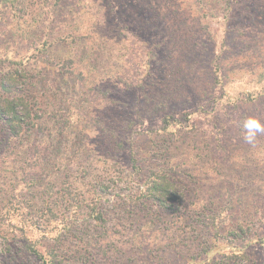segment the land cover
Returning <instances> with one entry per match:
<instances>
[{"label":"rangeland","instance_id":"obj_1","mask_svg":"<svg viewBox=\"0 0 264 264\" xmlns=\"http://www.w3.org/2000/svg\"><path fill=\"white\" fill-rule=\"evenodd\" d=\"M95 1L57 0L54 13L45 11L47 9L42 6V0H16L12 8L0 9V68L23 65L30 70L27 84L19 92L28 100L31 114L30 120L18 129L16 137L9 138L0 131V259L3 258L0 262L43 264L29 254L26 248L28 240L38 245L44 243L51 246L65 259L61 258L63 263L59 264L201 262L211 246L212 232H209V228L207 231L210 215L221 216L223 221L218 236L220 240L230 242L233 237L223 227L240 218L246 210L241 208V204H235L231 209L227 207L229 199L226 186L233 193L230 199L234 203L242 200L243 205L250 208L249 212L252 213V217L248 216L250 226L242 233L249 237L257 232L264 233V194L262 198L252 197L247 178L242 179L237 175V180L233 179L229 153L218 154L219 161L222 159L221 165L206 158L212 168L225 171L226 174L222 176H217L216 169H212L215 172L197 173L189 167H182L172 174V179L183 189L182 208L187 214H195H189V221H192L195 230L188 231L173 215L158 209L153 201L137 197L143 176L153 162L152 159L140 162L137 165L140 170L135 172L129 159L131 142L138 150L140 147H148L144 135L149 127L154 128L160 124V116L136 119L132 131L128 130L125 134L126 147L118 160L105 161L97 152L92 151L94 132L89 121L92 110L109 103L131 110L135 108L137 100L141 98V91L137 87L139 77L143 76V70L149 63L143 41L156 32L151 25L125 21L127 29L123 35L115 33L114 36L100 38L99 44H94L92 48V57L88 58L83 50L85 40L82 38L80 42H75L71 36L79 35L83 25L89 26L81 20L76 23V19H84L89 12L97 14L102 11L99 1ZM250 1L254 0H241V4L238 3L240 9L246 3L249 5ZM239 12L236 10L229 17L233 18ZM216 14L212 32H217L219 36L222 33L219 25L223 20L220 9H217ZM204 40L207 46L208 41L206 38ZM43 43L48 48H54L57 56L77 58L84 70V79L80 81L62 69L51 70L41 64L47 58V54L37 51ZM228 46H234L233 42L228 43ZM162 47L161 50L164 49ZM235 50L224 49L222 57L232 55ZM216 52L210 47L209 55L188 53V60L184 64L189 74L192 77L200 76L204 81H218L219 86L214 89V95L217 96L222 93L220 86L230 93L251 90L252 86L247 79L235 76L229 79L225 76L229 73L225 62L232 57L224 58L216 73V68L211 65L212 55ZM118 70L124 71V74L116 76ZM97 78H106L107 87L110 85L111 90L108 91L106 86H102L101 90L90 89L92 80ZM113 84H117L116 89ZM208 99L198 100L196 96L190 101L176 102L165 112L182 111L183 121L191 124L196 119L199 121V116L208 117L214 113L209 104L204 112L199 110L200 104ZM263 103L261 100L244 105L238 103L236 109L230 104H224L217 116L218 122L214 119L219 129L216 128L210 134L219 135L224 130L219 136L229 150L242 145L240 143L247 144L243 140L242 122L248 116H256L264 121ZM58 113L69 114L70 123L75 121L84 125L90 152L82 155L78 151L82 149L80 142H84L83 135H79L75 138L81 139L79 146L66 148L70 151L68 155L64 156L63 151L66 149L57 145L59 149L55 151L56 154L50 159H43L41 167L36 166V153L44 150V139L51 138L57 142L69 137L64 132L62 138L61 130L57 129L54 115ZM38 123L45 124L48 130L39 131ZM222 124L225 125L222 127ZM188 128H184L186 133ZM212 135L206 138L192 131L187 139L192 142L206 141L209 155L213 156L216 154V141ZM155 141L162 143L157 139ZM199 142L195 148L201 145ZM176 146L174 157L178 158L183 153L182 143L177 142ZM52 160H55V166L44 169ZM48 184L53 185L50 191L47 189ZM252 184L263 188L264 179ZM93 202H96L102 214L99 220L89 215ZM237 239L234 243L241 247L245 240L242 237ZM243 249L246 255L241 257L236 253L238 249L234 248L233 251L226 248L223 254L215 253L209 264H223L224 259L231 264H236V260L237 264H264V246L253 244Z\"/></svg>","mask_w":264,"mask_h":264},{"label":"trees","instance_id":"obj_2","mask_svg":"<svg viewBox=\"0 0 264 264\" xmlns=\"http://www.w3.org/2000/svg\"><path fill=\"white\" fill-rule=\"evenodd\" d=\"M14 1L16 0H0V9L12 8L15 5ZM98 1L102 11L97 14L89 12L85 14L84 19H76V23L81 20L87 22L89 26L83 25L79 35L76 34V37L71 36L75 42H80L82 38L85 40L83 50H85L84 53L88 58L92 57V48L94 44H99L100 38L114 36L115 33L123 35V32L127 29L125 21L130 23L133 20L138 21L143 26L145 24L151 25L154 28L152 30L156 32L143 41L145 55L149 63L143 70V76L139 77L137 87L141 91V98L137 100L135 108L131 110L125 106L119 107L117 104L109 103L92 110L89 118L94 132L91 140L92 151L97 152L105 161L118 160L126 147L125 134L128 130L132 131L136 119L160 116V124L154 128L149 127L144 135L148 140V147H140L138 150L134 148V143L131 142L129 159L135 172L140 170L137 166L140 165V162H149L151 159L153 162L143 176L140 184L141 190L137 194L138 198L143 197L144 200L153 201L158 209L166 214L173 215L175 220L186 227L188 231L195 230L192 221H189L191 218L189 216L195 214L188 212L189 215L182 208L183 189L176 180L172 179V174L177 173L182 167H189L190 170L197 173L215 172L212 169H216L218 171V173L215 172L217 176H222L226 174L225 171L217 167L212 168V165H208L206 160V158L212 159L215 164L221 165L222 159H220L221 161L218 159L220 153L230 154H228V157L231 163V174L234 176L233 179L236 181L237 175L242 179L247 178L248 186H251L252 197L262 198L264 187L260 188V186H255L252 183L264 179V135L259 136L255 146L240 143L242 145H236V152H234L235 149L231 147L229 150L225 141L221 140L222 138L220 139L219 135L224 130L219 135L215 134V136L210 133L217 128L215 120L218 122L217 116L220 115V111L223 109L221 106L224 104H230L231 107L236 109L238 103L244 105L253 103L256 100L264 101V0L250 1V4L246 5V3L242 9L238 4H241V0ZM57 3V0L54 2L42 0V6L47 9L45 11L48 13H54L53 8ZM217 9H220L223 18L219 25L222 32L219 36L217 32H212V23L215 22L214 17L217 15ZM234 10L240 12L235 15L236 18H230L229 15L235 12ZM117 23H122L120 24L122 26ZM228 24L230 25L226 26ZM204 38L208 41L207 46ZM59 39L61 38L59 37ZM231 42L234 45L232 47L228 46V43L231 44ZM161 47L164 49L161 50ZM210 47L213 48V51H217L211 59V65L216 68V73L220 70L221 61L226 57H232L228 62H225L229 67V73L225 76L229 79L234 76L247 79L252 86L251 90L230 93L220 86L222 93L217 96L214 95V89L219 86L217 85L218 81L215 79L204 81L200 76L192 77L189 74L184 64V61L188 60V55L190 53L200 56L206 53L209 55ZM38 49V52H43L44 55L47 54V58L41 64H45L51 70L62 69L79 80L84 79V70L78 63L77 58L57 56L58 53L54 48H48L47 44L44 43ZM224 49L226 51L236 50L232 55L222 57ZM85 66L86 63L83 64V67ZM116 73V76H120L124 74V71L118 70ZM29 74L30 70L23 65L0 68V131H3L9 138L16 137L18 129L31 118L28 100L19 92L20 88L27 84ZM106 83V78L105 80L103 78L94 79L90 89L101 90L102 86L107 87ZM113 85V88L116 89L117 84ZM107 90H111L110 85ZM196 96L198 100L209 98L203 104H200L199 110L201 109V112L207 110L209 104L214 113L208 117L199 116L201 118L199 121L196 119L191 124H186L187 122L183 121L184 113L182 111L176 113L165 112L173 103L190 101L191 98ZM221 99H223V103L219 102ZM54 119L58 126L57 129L61 130L60 133L65 132L69 137L67 140H58L57 142L51 138L44 139V150L36 153V166L41 167L43 159L52 158L55 151L59 149L57 145L58 147L62 146L64 149L79 146L81 139L75 140L79 135H83L84 142H80L82 149L78 151L82 155L84 152L86 154L90 152L87 147V130L83 129L84 125L81 122L72 121L70 123L69 114L62 115V113L55 114ZM224 125L222 124V127ZM209 126L211 129H208ZM185 127H189L188 129L191 130L187 129L186 133L184 131ZM37 129L39 131L48 130V127L45 124L38 123ZM192 131L198 132L206 138L210 135L214 136L216 154L209 155L206 141L205 144L202 141L192 142L191 139L188 140L187 137ZM156 139L162 143L156 142ZM177 142L182 143L183 153L175 158L174 152L177 148ZM198 142L201 145L195 148ZM68 149L63 151L64 156L69 154ZM153 158L156 160H153ZM55 164V160H52L44 166V169L48 166H55ZM225 177L227 176L225 175ZM52 183L54 184V182ZM48 186L49 191L53 189V185L48 184ZM226 191V196L229 199L227 201L228 208L231 209L235 204H241V208L246 209L240 218L228 222L226 227L222 226L227 228V232L230 233L233 240L231 239L230 242L220 240L218 233L223 220L221 216H217L219 214L210 215L207 231L209 228V232H212V239L205 258L201 262L192 261L185 264H209L215 253L222 252L223 254L226 248L233 251L236 248L238 249L237 255L244 257L246 251L243 248L253 244L264 246V233L257 232L250 237L242 233L246 227L250 226L248 216L252 217V213L249 212L250 208L243 205L242 200L234 203L232 198L230 199L233 193L230 192L228 186H226ZM95 203L94 206H90L89 215L91 218L99 220L102 214ZM201 208H204V206H201ZM223 219L225 220V218ZM251 223H253L252 219ZM241 237L245 240V243L240 247L234 242ZM26 248H28L31 256H34L36 260L43 264L63 263L62 257L47 244L41 243L38 245L32 240H28ZM235 263L237 264L238 260ZM0 264L2 263L0 262ZM223 264H231V262L224 259Z\"/></svg>","mask_w":264,"mask_h":264},{"label":"clouds","instance_id":"obj_3","mask_svg":"<svg viewBox=\"0 0 264 264\" xmlns=\"http://www.w3.org/2000/svg\"><path fill=\"white\" fill-rule=\"evenodd\" d=\"M241 127L243 130V140L251 146H255L259 136L264 135V121L259 117H246Z\"/></svg>","mask_w":264,"mask_h":264}]
</instances>
